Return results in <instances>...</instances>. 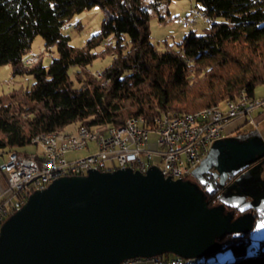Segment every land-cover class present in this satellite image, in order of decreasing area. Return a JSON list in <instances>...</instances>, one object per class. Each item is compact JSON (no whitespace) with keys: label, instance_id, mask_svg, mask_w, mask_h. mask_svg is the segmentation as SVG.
Instances as JSON below:
<instances>
[{"label":"trees","instance_id":"trees-1","mask_svg":"<svg viewBox=\"0 0 264 264\" xmlns=\"http://www.w3.org/2000/svg\"><path fill=\"white\" fill-rule=\"evenodd\" d=\"M173 1L0 0V67L33 79L30 88L0 95V152L25 155L19 151L35 138L70 127L182 116L220 107L241 92L254 98L264 88V0H194L208 29L158 51L151 43L150 11ZM94 7L103 15L100 31L84 47H72L64 27ZM37 37L58 56L45 66L40 55L26 67L23 59ZM106 57L110 65L96 76L89 67ZM73 67L78 88L69 77ZM215 200L206 198L209 207ZM253 240L254 233L226 236L220 244L233 262L225 264H264V241L257 240L253 255Z\"/></svg>","mask_w":264,"mask_h":264},{"label":"water","instance_id":"water-1","mask_svg":"<svg viewBox=\"0 0 264 264\" xmlns=\"http://www.w3.org/2000/svg\"><path fill=\"white\" fill-rule=\"evenodd\" d=\"M214 152L231 159L205 169L222 184L253 166L234 180L248 190L244 196L228 189L218 206L209 207L195 184L165 178L155 166L145 174L126 168L62 177L32 193L3 223L0 264L202 259L223 251L226 236L257 231L264 241L263 139L252 132L216 141L193 180L202 182V166Z\"/></svg>","mask_w":264,"mask_h":264},{"label":"built area","instance_id":"built-area-1","mask_svg":"<svg viewBox=\"0 0 264 264\" xmlns=\"http://www.w3.org/2000/svg\"><path fill=\"white\" fill-rule=\"evenodd\" d=\"M194 15L204 18L198 12H194ZM189 24L191 22L182 21L183 26ZM261 107H264V99L239 97L234 104L224 103L218 113L211 115L162 116L138 126L116 127L108 138H101L99 130L87 134L84 142L74 143L73 151H53V143L64 142L63 137L37 144L50 145L48 154H0V228L23 207L32 193L46 189L54 180L62 177L87 176L92 170L113 172L126 168L145 174L155 166L165 178L191 181L194 169L207 157L213 143L232 134L226 133V127L236 119H244L249 126H256L252 115ZM75 132H83V128ZM79 152H86L87 155L68 159V155ZM156 160L159 164H156ZM256 250V245H253L251 254L254 255ZM133 261L122 264H132ZM150 261L156 264H206L205 258L172 257Z\"/></svg>","mask_w":264,"mask_h":264},{"label":"rangeland","instance_id":"rangeland-1","mask_svg":"<svg viewBox=\"0 0 264 264\" xmlns=\"http://www.w3.org/2000/svg\"><path fill=\"white\" fill-rule=\"evenodd\" d=\"M146 1V3L151 2V0ZM194 12H198L194 0H177L171 2L167 7H157L155 9H151L149 33L151 37V43L155 46L156 50L164 51L165 45H175L180 43L184 36L189 34L190 32H195L199 35L203 34L204 30L208 29L209 26L201 16L196 17L194 15ZM102 20L103 15L99 7H94L90 10L84 11L79 15H76L73 18L72 24L67 25L68 27H64V33L71 38V46L77 49L84 47L86 41L91 36L97 34L100 31ZM182 21H188L191 22V24H189L188 26H183ZM76 22L81 23L82 29L79 31L74 29V24ZM31 51L37 54V56L42 55L43 63L45 66H48L50 62L58 56L55 48H51L49 50L45 49L44 42L40 37L34 39L31 46ZM110 63L111 57H106L104 59L95 61L92 66L89 67V70L96 75L102 73V71L106 67H108ZM77 71V67H73L69 70V77L71 81L75 83V88L79 87V85L76 84L74 77V74ZM32 84V78L13 76L12 70L9 65L0 67V95L7 94L13 90H18L20 88H30ZM254 96V98L257 100L264 99V88L258 87L255 91ZM259 109L264 114V107H261ZM258 116L259 115L257 114H253L252 118L256 121ZM241 120V125L239 124L238 126H236L234 124L238 120L228 125L226 127V133L233 134L236 132H255L259 134L264 141V120L258 122L256 126H249L245 123L244 119ZM229 126L231 127L229 128ZM74 131L75 127H70L65 130L66 133H73ZM19 152L26 155L40 154L41 149L37 145H32L21 149ZM86 155V152H79L70 154L67 157L68 159H72L85 157ZM156 164H159L158 160H156ZM254 237H260L259 232L254 231ZM255 241L253 242V245H256L257 247V240ZM207 259L208 260H206V264H211L212 262L216 264L233 262V256L230 250L220 251L211 257H207Z\"/></svg>","mask_w":264,"mask_h":264},{"label":"bare ground","instance_id":"bare-ground-1","mask_svg":"<svg viewBox=\"0 0 264 264\" xmlns=\"http://www.w3.org/2000/svg\"><path fill=\"white\" fill-rule=\"evenodd\" d=\"M203 19L205 20V22L207 21V19L205 17ZM65 27H68V26H65ZM65 29H67V28H65ZM38 57L39 56H37V54L30 51L26 55V57L23 59L24 66H26V67L33 66L34 64H36L38 62ZM96 76H99V74H96ZM239 97L250 98L249 96L246 95L245 92H241L236 100L226 101L225 103L234 104L235 102H237L239 100ZM250 99H255V98H250ZM223 106H224V104L220 107H212V108L200 110V111H197L194 113L182 115L181 117H198V116H201L202 114L211 115V113H218L219 109H222ZM141 123H146V121L142 118H133V119L127 120L125 122V124H123L122 126H119V127H123L125 125H127V126H138ZM82 128H83V132H75V133L68 134V135H66L67 133L65 131H60V132H53L50 134L39 136L33 140V145L44 144L45 142L55 141L57 139H62L64 137V142L53 143V151L54 152L73 151L74 150V143L84 142L87 139V134H94V133H96V131L101 130V138H108L110 135H112V131H115V129H116V127H110V126L100 127V128H96L93 130H90L86 127H80L78 129H82ZM38 146L41 149L40 154L50 153V145H38ZM0 154H2V156H12V155L26 156V154L25 155H19L16 153L5 154L3 152H0Z\"/></svg>","mask_w":264,"mask_h":264},{"label":"flooded vegetation","instance_id":"flooded-vegetation-1","mask_svg":"<svg viewBox=\"0 0 264 264\" xmlns=\"http://www.w3.org/2000/svg\"><path fill=\"white\" fill-rule=\"evenodd\" d=\"M246 133L242 132H236L231 134L230 136H239V135H244ZM229 160H231L227 155L221 152H214L210 159L203 164L202 168V173H201V181H196V180H191L193 184L197 186V188L203 192L205 198L207 197H212L215 198V206L219 205V199L220 197L223 196V193L227 194V190L230 189L231 194H239L244 196V192L248 191L246 188H243L242 186H239L238 184H234V180L239 177V175L247 172L248 170L252 169L253 166L248 167L246 170H244L241 174L236 176L235 178H229L227 176L226 180L223 182V184L220 182L219 178H216L214 176V170H211V172H207L205 169L211 168L214 164H218L220 166H225L228 164ZM235 187V189H233ZM207 189L209 191H207ZM226 212H232L231 209L226 208ZM238 214L235 213V216ZM264 218V217H262ZM254 233V232H252Z\"/></svg>","mask_w":264,"mask_h":264},{"label":"crops","instance_id":"crops-1","mask_svg":"<svg viewBox=\"0 0 264 264\" xmlns=\"http://www.w3.org/2000/svg\"><path fill=\"white\" fill-rule=\"evenodd\" d=\"M253 114H257V115H259L258 116V118L256 119V123H258V122H261V121H263L264 120V114L262 113V111L260 110V109H258L257 111H255ZM236 120H238V121H236ZM236 120H233L231 123H233L234 121H236L234 124L236 125V126H238L239 124L241 125L242 123H241V119H236ZM230 123V124H231ZM229 124V125H230ZM231 126H229V128H230ZM263 138H264V135H263ZM255 238V240H258V239H260V237H254ZM132 264H156V263H154V262H151L150 260H136V261H133L132 262Z\"/></svg>","mask_w":264,"mask_h":264}]
</instances>
